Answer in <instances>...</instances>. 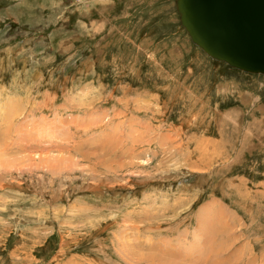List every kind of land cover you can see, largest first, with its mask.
Listing matches in <instances>:
<instances>
[{"label":"rangeland","instance_id":"obj_1","mask_svg":"<svg viewBox=\"0 0 264 264\" xmlns=\"http://www.w3.org/2000/svg\"><path fill=\"white\" fill-rule=\"evenodd\" d=\"M177 0H0V264H264V74Z\"/></svg>","mask_w":264,"mask_h":264},{"label":"water","instance_id":"obj_2","mask_svg":"<svg viewBox=\"0 0 264 264\" xmlns=\"http://www.w3.org/2000/svg\"><path fill=\"white\" fill-rule=\"evenodd\" d=\"M180 21L208 55L264 74V0H177Z\"/></svg>","mask_w":264,"mask_h":264},{"label":"bare ground","instance_id":"obj_3","mask_svg":"<svg viewBox=\"0 0 264 264\" xmlns=\"http://www.w3.org/2000/svg\"><path fill=\"white\" fill-rule=\"evenodd\" d=\"M211 56V55H210ZM212 57V56H211ZM214 58V57H213ZM219 60V59H218ZM221 61V60H220ZM235 68H237V67H235ZM239 69V68H238ZM240 70H242V69H240ZM244 71V70H243ZM247 72H249V71H247Z\"/></svg>","mask_w":264,"mask_h":264}]
</instances>
